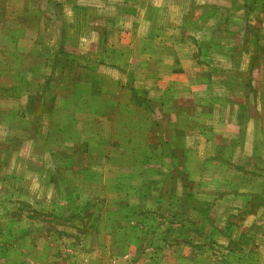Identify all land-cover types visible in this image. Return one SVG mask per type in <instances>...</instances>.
Masks as SVG:
<instances>
[{"label": "rangeland", "instance_id": "rangeland-1", "mask_svg": "<svg viewBox=\"0 0 264 264\" xmlns=\"http://www.w3.org/2000/svg\"><path fill=\"white\" fill-rule=\"evenodd\" d=\"M122 1L0 0V264H264V0Z\"/></svg>", "mask_w": 264, "mask_h": 264}, {"label": "crops", "instance_id": "crops-1", "mask_svg": "<svg viewBox=\"0 0 264 264\" xmlns=\"http://www.w3.org/2000/svg\"><path fill=\"white\" fill-rule=\"evenodd\" d=\"M163 2H164V0H156V3H158V4H155L153 6L156 9H159V8H161L163 6V4H165V2L164 3ZM122 3L123 4L127 3V4H125V6L118 5V8H129V9L136 8L135 2H131L129 0H123ZM137 4L140 7L139 8V12H138L137 15H134L133 11L131 13H130V11H128V13H129L128 15L129 16H131V17H132V15L133 16H138L137 18H134V19L137 20L136 26H135V24H133V27H131L130 30L127 29V30H125L123 32H120L121 34L118 37L117 44L115 46V49H117V50H121L122 48L127 47L130 44V42L132 40V34H133V32L136 29H137V31H138V29H139V31L143 30L142 33H141L142 35L139 37L141 42L142 41L145 42L147 37H148V34H149L148 30H149V27L152 25L151 24V20L148 18V8L146 6H143V4L141 2H137ZM64 6L69 8V9L75 10V2H74V0H72V1L67 0V2L65 3ZM140 9H142V10L140 11ZM186 10H188V9H186ZM126 32H127V36H126V34H124ZM82 38H83V40L85 39L84 36H82ZM124 38H126V41H127L126 45H124V43H123ZM143 51L144 50L142 49L140 54H142ZM185 75L186 74H185L184 71L179 72L177 74L173 73V76H171V78L169 80H171L172 82H177L178 86H180L179 84H181L182 87H185L187 89H190V88L193 89L195 87V84L190 81L188 76L186 77ZM182 76H183V78H182ZM189 98H192V97H189ZM225 122H228V121L226 120ZM232 127L235 128V133L238 134V132L240 131V127H238L236 124L231 122L230 125L227 124V123L225 125V128L227 130H232L231 129ZM234 136H236V135H234ZM234 136H232V137H234ZM223 137H224L223 133H220L219 137H217V139L213 140V144L217 148H219L222 145V138ZM213 161H214L213 163H218V160H215V158L213 159ZM239 257H241V258L251 257L252 258V263H253V262H256V261H254V259L259 258V254L256 253V252H253V251H242V254ZM231 258L234 260V264H243V260H238L237 257L236 258L235 257H231ZM193 261H194V259H193ZM39 263H41V261H39Z\"/></svg>", "mask_w": 264, "mask_h": 264}, {"label": "trees", "instance_id": "trees-1", "mask_svg": "<svg viewBox=\"0 0 264 264\" xmlns=\"http://www.w3.org/2000/svg\"><path fill=\"white\" fill-rule=\"evenodd\" d=\"M241 239H243L242 237L239 239V242L241 241Z\"/></svg>", "mask_w": 264, "mask_h": 264}]
</instances>
